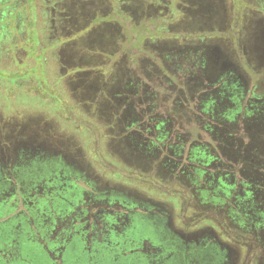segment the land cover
<instances>
[{
	"label": "rangeland",
	"instance_id": "374dc122",
	"mask_svg": "<svg viewBox=\"0 0 264 264\" xmlns=\"http://www.w3.org/2000/svg\"><path fill=\"white\" fill-rule=\"evenodd\" d=\"M192 1L0 0V10L5 4L16 6L15 16L0 12V162L13 160L18 149L48 148L64 156L88 183L81 182L84 190L71 188V203L63 209L81 203V194L92 191L93 185L105 192L135 194L166 212L165 227L173 235L187 241L212 237L228 249L232 264H261L259 250L244 241L250 235L235 228L227 232L213 222L193 226L203 212L195 210L190 195L181 194L182 182L170 176V169L164 168L167 163L155 164L123 144L121 123L116 121L124 90L144 81L139 77L144 68L141 61L148 62V52L159 49L202 52L209 76L223 75L226 65L241 81L244 108L264 100V52L256 50L261 39L255 28L264 29V0H195L202 7L192 6ZM146 21H150L149 31L158 33H143L146 53L139 54V70L128 65L130 53L115 55L114 36L124 38L134 24ZM97 154H102L99 161ZM117 172L126 180L118 178ZM131 172L153 173L156 183L153 187L145 186L148 181L136 184L143 177L130 179ZM139 225L142 229L133 235L141 236L127 240L126 246L164 239L156 223ZM0 230L3 247L9 243V233ZM79 244L73 253L75 262L91 261L84 241ZM2 251L0 264H24L2 258ZM41 259L40 263L50 264L46 255ZM35 261L31 259V264Z\"/></svg>",
	"mask_w": 264,
	"mask_h": 264
},
{
	"label": "trees",
	"instance_id": "16d2710c",
	"mask_svg": "<svg viewBox=\"0 0 264 264\" xmlns=\"http://www.w3.org/2000/svg\"><path fill=\"white\" fill-rule=\"evenodd\" d=\"M15 7L14 2L5 4L0 12L15 16ZM149 23L134 24L124 38L114 36L115 55L130 53L127 63L135 69L140 70L139 54L146 53L143 33H158L149 31ZM196 52L191 48L148 52L149 61H141L139 75L144 81L125 89L122 98L127 100L119 105L116 121L121 123L122 143L155 164L167 163L164 168L170 169V176L183 184L181 194L190 195L197 209L193 208L203 212L193 226L213 222L227 232L235 228L250 235L244 241L259 250L264 264V120L258 124L259 117L249 116V106L228 108L229 100L238 101L236 86L228 85L225 73L209 76L204 55ZM101 155L97 154L98 161ZM59 159L60 164L43 166H37L39 158L32 166L0 162V227L9 233L8 245L0 247L2 258L24 264H31V259L44 264L39 262L43 255L50 264H182L179 258L184 264H220L213 255L231 256L217 240L205 236L187 241L172 234L126 246L127 240L141 236L133 235L142 229L139 223L165 228L166 212L143 197L108 193L94 185L81 194V203L63 209L71 203V188L84 190L81 182L88 183L62 156ZM152 174L144 172L136 184L148 181L145 186L153 187ZM117 176L127 177L121 172ZM140 176L131 172L128 178ZM80 241L91 261L75 262L73 253Z\"/></svg>",
	"mask_w": 264,
	"mask_h": 264
},
{
	"label": "flooded vegetation",
	"instance_id": "af4514ba",
	"mask_svg": "<svg viewBox=\"0 0 264 264\" xmlns=\"http://www.w3.org/2000/svg\"><path fill=\"white\" fill-rule=\"evenodd\" d=\"M237 3L241 2V0H236ZM191 5L194 7H202V4L197 3L195 0L191 2ZM208 6L207 3H204V7ZM196 13L198 14V11H196ZM206 14V12H205ZM207 15V14H206ZM206 15L203 14L204 19L206 20L207 17ZM252 24V23H251ZM252 25H250L249 27H251ZM256 29H259V37L258 39H261L258 41V43H260L259 47L256 48V50L259 53H263L264 52V29L259 28V26H255ZM258 36V35H257ZM208 65V64H207ZM224 67V73L225 76L227 77V82L229 86H233L235 85V94H237V98L238 101L236 100V98H233L232 100H229V104H227L228 108L235 109L238 110L239 106L242 105L243 99L245 97V90H243L242 88V83L240 80H238V78H236L232 73L227 71V67L226 65L223 66ZM221 67V68H223ZM249 111L247 114H249V116L251 115V117L254 116V118L259 117L258 119V124H263L262 121L264 120V100L260 101L258 104H252V106H249ZM254 121H257V119H254ZM42 151L39 152L41 154H36V150ZM38 155V156H37ZM60 155L59 153L57 154V152H54L53 150L50 149H46L45 147H33L32 149H18L16 156L13 160H10L8 163H2L4 165H10L12 164L13 166H17L20 167L22 165H26V164H33L34 161L39 158L41 161H39L38 163H40V165L37 166H43V165H54V164H60L62 161L59 159ZM64 157V156H62ZM63 162H65L68 165H71L72 163L68 162L63 158ZM32 166V165H31ZM72 166V165H71ZM159 226V224H158ZM163 227V228H162ZM159 228H161L159 231L157 230V233L160 234V236H162L163 238H166L167 235H172L173 233L167 229L166 227L164 228V225H160ZM214 258H216L220 264H232V257L229 255H224L223 252L221 253H216V255L212 256ZM179 262H181L182 264L185 263V260L183 258H179Z\"/></svg>",
	"mask_w": 264,
	"mask_h": 264
}]
</instances>
